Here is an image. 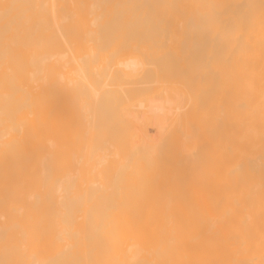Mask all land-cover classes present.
Instances as JSON below:
<instances>
[{
    "label": "bare ground",
    "instance_id": "6f19581e",
    "mask_svg": "<svg viewBox=\"0 0 264 264\" xmlns=\"http://www.w3.org/2000/svg\"><path fill=\"white\" fill-rule=\"evenodd\" d=\"M0 264H264V0H0Z\"/></svg>",
    "mask_w": 264,
    "mask_h": 264
},
{
    "label": "rangeland",
    "instance_id": "374dc122",
    "mask_svg": "<svg viewBox=\"0 0 264 264\" xmlns=\"http://www.w3.org/2000/svg\"><path fill=\"white\" fill-rule=\"evenodd\" d=\"M191 148V147H188V149Z\"/></svg>",
    "mask_w": 264,
    "mask_h": 264
}]
</instances>
